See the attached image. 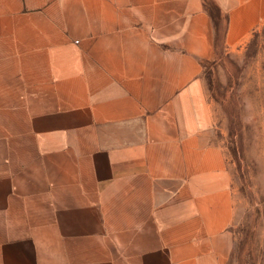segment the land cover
Instances as JSON below:
<instances>
[{
  "label": "crops",
  "instance_id": "0c3cea01",
  "mask_svg": "<svg viewBox=\"0 0 264 264\" xmlns=\"http://www.w3.org/2000/svg\"><path fill=\"white\" fill-rule=\"evenodd\" d=\"M264 0H0V264H236L208 73Z\"/></svg>",
  "mask_w": 264,
  "mask_h": 264
},
{
  "label": "rangeland",
  "instance_id": "374dc122",
  "mask_svg": "<svg viewBox=\"0 0 264 264\" xmlns=\"http://www.w3.org/2000/svg\"><path fill=\"white\" fill-rule=\"evenodd\" d=\"M207 77L239 187L236 264H264V30Z\"/></svg>",
  "mask_w": 264,
  "mask_h": 264
}]
</instances>
